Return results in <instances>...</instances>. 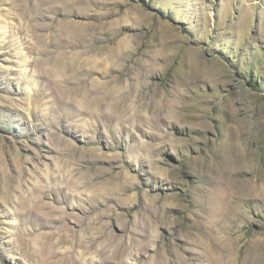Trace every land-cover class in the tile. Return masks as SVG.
<instances>
[{
	"label": "rangeland",
	"instance_id": "obj_1",
	"mask_svg": "<svg viewBox=\"0 0 264 264\" xmlns=\"http://www.w3.org/2000/svg\"><path fill=\"white\" fill-rule=\"evenodd\" d=\"M257 186L264 0H0V264H264Z\"/></svg>",
	"mask_w": 264,
	"mask_h": 264
},
{
	"label": "bare ground",
	"instance_id": "obj_2",
	"mask_svg": "<svg viewBox=\"0 0 264 264\" xmlns=\"http://www.w3.org/2000/svg\"><path fill=\"white\" fill-rule=\"evenodd\" d=\"M233 155V154H232ZM236 158V157H235ZM238 159V158H237ZM223 160V159H222ZM231 160V159H230ZM239 160V159H238ZM197 162V161H196ZM223 161H221L220 163H219V171H217L218 172V176L216 177L217 179H216V187H217V195L215 196L216 198L213 200V201H210V205L211 206H219V208H217L218 209V211L217 212H215L214 211V209H216V207L213 209H209L210 211H209V214H211V219H213L212 218V216H216V217H221V216H223V215H225L224 213H226V215L228 214V215H230L231 214V212L233 211L232 209H231V207H230V203L228 202V199H226L224 196H225V194L226 193H228V191H231V190H236V192L237 191H241V190H239V187H238V182L240 181L241 183H242V185L241 186H243L244 187V189H246V191L248 192V190H249V185H252V180H246V179H243V180H239L238 179V174L237 173H235V171L234 170H231V166H230V164L229 165H227L228 164V162H227V164H225L224 162L222 163ZM239 162V161H238ZM199 163V162H198ZM233 164V163H232ZM231 164V165H232ZM237 164V163H236ZM235 166V165H234ZM243 166V165H242ZM204 167H206L207 168V165L205 166H203V167H201L200 166V168L198 169V171L199 172H201V173H205V171H206V168H204ZM208 168H213V167H211V166H208ZM217 170H218V168H217ZM214 172H216L215 171V169H214ZM203 173V174H204ZM241 173V172H240ZM245 177V176H244ZM238 183V184H237ZM248 188V189H247ZM254 188V187H253ZM252 188V189H253ZM262 188V187H261ZM259 189H260V186H259ZM255 190L257 191L256 192V194L257 195H259V196H263L264 197V194H263V192H260V190H258V186H257V188H255ZM262 190V189H261ZM245 192V191H244ZM247 192H246V195H249V194H247ZM252 192V191H251ZM216 193V192H215ZM239 193V192H238ZM236 194V193H235ZM253 194V193H252ZM256 195V196H257ZM253 196H254V194H253ZM233 197V196H232ZM236 197V196H235ZM249 197V196H248ZM262 197V198H263ZM234 198V197H233ZM247 198V197H246ZM247 200H248V198H247ZM231 201H233V200H231ZM235 202V201H234ZM233 202V203H234ZM234 204H236V202L234 203ZM234 208H236V207H234ZM208 211V210H207ZM234 211H235V209H234ZM233 214V213H232ZM231 214V215H232ZM167 215V214H166ZM96 219V218H95ZM221 219V218H220ZM166 220H168V219H166ZM216 221L217 219H213V221ZM94 221V220H93ZM102 221V220H101ZM212 221V222H213ZM220 221V220H219ZM221 222V221H220ZM91 223V222H90ZM89 223V224H90ZM211 223V222H210ZM230 223H232V222H230ZM95 224V223H94ZM100 224V223H99ZM212 224V223H211ZM214 224V223H213ZM101 225V224H100ZM104 227H105V225H103ZM209 226H211V225H209ZM213 227V226H212ZM212 227H211V230H212ZM89 228H90V226H89ZM98 229V228H97ZM190 229V228H189ZM192 229V228H191ZM105 230V229H104ZM199 230V229H198ZM101 232H103L102 230H100ZM190 232V231H189ZM196 232V231H195ZM206 232V231H205ZM191 233H192V230H191ZM207 234V233H206ZM195 235L197 236L198 235V233H195ZM204 235V234H203ZM194 236V235H193ZM190 237V236H189ZM192 237V236H191ZM103 238V237H102ZM194 238V237H193ZM199 238V237H198ZM208 238H209V236H208ZM217 238V237H216ZM204 239V238H203ZM215 239V238H214ZM199 240V239H198ZM211 240H213V239H211ZM203 241V240H202ZM200 242V241H199ZM84 243V242H83ZM202 243H204V242H202ZM205 245V244H204ZM216 245H218L219 246V244H216ZM84 247V246H83ZM210 247V246H209ZM221 247V246H220ZM219 247V248H220ZM222 248V247H221Z\"/></svg>",
	"mask_w": 264,
	"mask_h": 264
}]
</instances>
